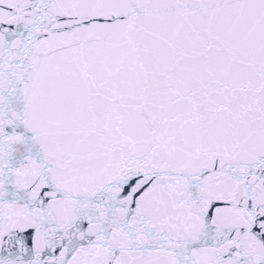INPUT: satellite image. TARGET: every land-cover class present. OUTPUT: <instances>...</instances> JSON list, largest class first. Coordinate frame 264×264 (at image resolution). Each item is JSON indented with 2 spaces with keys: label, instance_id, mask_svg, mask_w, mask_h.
I'll return each mask as SVG.
<instances>
[{
  "label": "snow or ice",
  "instance_id": "1",
  "mask_svg": "<svg viewBox=\"0 0 264 264\" xmlns=\"http://www.w3.org/2000/svg\"><path fill=\"white\" fill-rule=\"evenodd\" d=\"M0 264H264V0H0Z\"/></svg>",
  "mask_w": 264,
  "mask_h": 264
}]
</instances>
